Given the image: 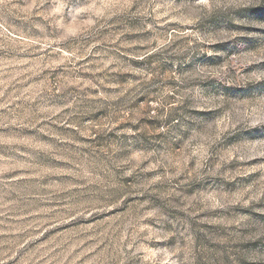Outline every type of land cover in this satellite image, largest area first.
<instances>
[{"label":"rangeland","instance_id":"obj_1","mask_svg":"<svg viewBox=\"0 0 264 264\" xmlns=\"http://www.w3.org/2000/svg\"><path fill=\"white\" fill-rule=\"evenodd\" d=\"M0 264H264V0H0Z\"/></svg>","mask_w":264,"mask_h":264}]
</instances>
